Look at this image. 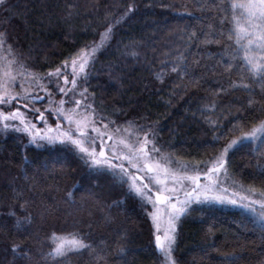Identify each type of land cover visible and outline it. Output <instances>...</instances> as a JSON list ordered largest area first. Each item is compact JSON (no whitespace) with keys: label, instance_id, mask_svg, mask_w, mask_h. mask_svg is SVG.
I'll list each match as a JSON object with an SVG mask.
<instances>
[{"label":"trees","instance_id":"trees-1","mask_svg":"<svg viewBox=\"0 0 264 264\" xmlns=\"http://www.w3.org/2000/svg\"><path fill=\"white\" fill-rule=\"evenodd\" d=\"M195 3L202 6L195 7L194 0H9L8 11L0 9V33L19 62L46 75L70 54L99 43L113 24L111 40L88 71V98L96 112L118 125L131 121L136 130L150 129L149 137L163 154L198 164L218 155L239 135L230 131L238 117L245 118V130L264 119V90L253 82L250 91L214 93L221 85L227 87L218 63L222 45H188L180 37L217 24L222 13L215 5L224 0ZM130 6L133 10L121 19ZM117 19L121 22L115 23ZM177 50L192 64L199 86L187 78L179 80L170 69L163 84L157 79ZM133 51L139 55L133 57ZM213 103L214 109L209 107ZM209 119L216 121L215 126ZM227 166L245 187L264 188L254 179L264 170V147L259 142L230 152ZM127 193V184L90 169L69 146L36 147L24 136L0 132V264H44L40 254L47 251L46 234L74 227L107 253L100 264H160L152 222L140 198ZM192 209L178 226L174 255L179 264H207L202 250L213 243L224 251L243 245V264L264 260V233L253 229L241 210ZM25 216L31 223L24 220L17 228L16 219ZM13 244L30 250V255L13 253ZM212 256L220 259L215 252ZM67 264L96 262L86 252Z\"/></svg>","mask_w":264,"mask_h":264},{"label":"snow or ice","instance_id":"snow-or-ice-1","mask_svg":"<svg viewBox=\"0 0 264 264\" xmlns=\"http://www.w3.org/2000/svg\"><path fill=\"white\" fill-rule=\"evenodd\" d=\"M212 2L215 4V0ZM194 6L200 8L202 5L194 0ZM215 6L218 13H222L217 24L207 25V30L192 29L180 39L186 38L188 45L192 42L222 45L218 63L222 65L220 75L225 77L227 87L221 85L214 90L216 95L235 89L250 91L253 82H258L264 90V0H224ZM9 7V0H0V9L8 11ZM132 10L130 6L121 19ZM186 15L192 16V12H186ZM121 19L115 23H120ZM113 27L109 24L99 43L70 54L61 66L46 76L19 62L12 46L5 48L7 41L0 33V132L24 133L29 137V143L38 147L43 143L71 145L89 167L98 171L111 170L121 184L128 185V195L140 198L152 222L160 264H179L174 255L177 226L190 214L194 204L239 208L253 229L264 233V188L245 187L230 175L227 167L230 152L256 142L264 147V119L245 130V118L238 117L230 131L239 132V135L223 146L218 155L197 165L177 164L173 167L174 162L169 157L161 154L154 158L152 154H160L161 150L149 139L150 129L139 126L133 132L131 129L137 126L131 121L126 122V127L117 125L115 120L99 115L94 103L88 100L87 70L97 53L111 40ZM5 52L7 55L3 54ZM177 52L172 63L157 74V79L163 84L165 72L170 69L179 80L187 78L190 84L199 86L200 78L193 75L192 64L183 52ZM131 55L136 57L139 53L133 51ZM193 63L199 64L200 61L194 60ZM57 95L60 96L58 100ZM209 107L214 109L216 105L213 103ZM49 117L55 118L52 124ZM209 123L215 126L216 121L209 119ZM201 164L203 167L199 166ZM254 179L264 184V170ZM229 180L231 184L227 183ZM68 196L71 197L72 192ZM149 204L151 208L147 207ZM9 215L15 216L16 213ZM24 220L31 223V217L25 216L23 220L17 218L15 226L23 227ZM208 231L211 233V228ZM43 247L47 249L40 254L44 264H67L86 252L92 254L96 264H100L107 256L103 249L96 248L89 235L76 227L47 233ZM243 248V245H237L224 251L213 243L202 252L207 264H243ZM11 250L23 256L30 255V250L19 244H13ZM213 252L219 254V260L212 256ZM260 264H264V260Z\"/></svg>","mask_w":264,"mask_h":264},{"label":"rangeland","instance_id":"rangeland-1","mask_svg":"<svg viewBox=\"0 0 264 264\" xmlns=\"http://www.w3.org/2000/svg\"><path fill=\"white\" fill-rule=\"evenodd\" d=\"M7 43H6V45H5V48H7ZM4 55H7V53L5 52V53H3ZM9 59H11V57H9ZM90 66H91V64H90ZM89 66V67H90ZM69 71H71V68H69ZM87 71H89V68H88V70ZM47 75V74H46ZM45 75V76H46ZM70 79H71V77H70ZM61 83H62V81H61ZM70 86V85H69ZM49 87H52V85H49ZM41 95H43V93H40ZM60 98V96L59 95H57L56 96V99L58 100ZM88 100H89V98H88ZM90 101V100H89ZM22 110H24V109H22ZM24 111H26V110H24ZM99 114V113H98ZM54 120H55V118L54 117H49V123L50 124H52L53 122H54ZM118 125V124H117ZM120 126H122V127H126L125 125H120ZM110 127H112L111 125H110ZM131 131H133V132H135V131H137L136 129H131ZM3 134H10V133H13V134H17V135H19V136H24V137H26L27 139H28V142H29V137L26 135V134H24V133H19V132H15V131H13V130H9L8 132H6V133H4V132H2ZM135 137H133V139H134ZM140 138L141 139H143V135H141L140 134ZM149 139L150 140H152V138L151 137H149ZM154 141V140H153ZM109 143H111V142H109ZM154 143H155V141H154ZM31 144V143H30ZM57 144H59V145H66V146H69L74 152H76L77 153V155L81 158V156H80V154H79V152L73 147V146H71V145H68V144H60V143H57ZM57 144H55V145H57ZM32 145H34V144H32ZM45 145H49V144H46V143H43L42 144V146H45ZM156 145V144H155ZM34 146H36V145H34ZM157 146V145H156ZM36 147H38V146H36ZM148 147L149 148H151L152 147V145L151 144H149L148 145ZM158 147V146H157ZM163 155V156H165V157H169V156H167L166 154H163L162 152L160 153V154H157V153H153L152 155H153V157L155 158V157H158L159 155ZM170 158V157H169ZM172 159V158H171ZM83 160V159H82ZM173 160V159H172ZM84 161V160H83ZM85 162V161H84ZM173 167H176L177 166V164H187V165H189V167H191V166H193V165H197V164H191V163H187V162H184V161H175V160H173ZM200 167H203V165L201 164V165H199ZM228 167V166H227ZM90 169H92V170H96V171H98L96 168H94V167H90ZM99 171H103V172H108V173H110V174H112V172H111V170H108V169H101V170H99ZM134 171V170H133ZM113 176V175H112ZM114 177V176H113ZM116 180H118L117 178H116ZM201 181L202 182H204V178L203 177H201ZM118 182L120 183V181L118 180ZM228 184H231V180H229L228 182H227ZM230 191H231V189H230ZM149 208H151V205L149 204V205H147ZM195 207H223V208H229V209H238V210H240L239 208H236V207H233V206H224V205H219V204H212V205H208V204H205V205H193L192 206V208H195ZM178 226H179V224H178ZM178 226H177V232H178Z\"/></svg>","mask_w":264,"mask_h":264}]
</instances>
